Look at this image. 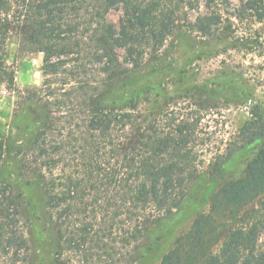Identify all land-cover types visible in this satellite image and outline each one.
<instances>
[{
	"label": "trees",
	"instance_id": "obj_1",
	"mask_svg": "<svg viewBox=\"0 0 264 264\" xmlns=\"http://www.w3.org/2000/svg\"><path fill=\"white\" fill-rule=\"evenodd\" d=\"M226 1L206 0L211 11L194 27L213 36L223 19L215 7ZM198 2L0 0V84L19 91L23 107L11 131L30 135L24 149L0 128V166L17 148L15 156L36 162L44 178L42 213L30 181L23 188L0 179V264H36L37 228L55 264H134L151 226L186 208L202 172L198 121L175 114L166 95L152 101L160 95L153 87L127 88L126 80L148 66V54L150 67L166 63L179 12ZM112 8L122 11L119 29L108 19ZM244 10L264 19V0H247ZM11 34L20 51L43 53L40 87H16L17 69L7 61ZM256 116L242 127L239 146L259 143L256 153L219 185L209 210L196 214L159 264H264V217L252 207L264 197V118ZM237 150L216 153L212 173L222 175Z\"/></svg>",
	"mask_w": 264,
	"mask_h": 264
},
{
	"label": "rangeland",
	"instance_id": "obj_2",
	"mask_svg": "<svg viewBox=\"0 0 264 264\" xmlns=\"http://www.w3.org/2000/svg\"><path fill=\"white\" fill-rule=\"evenodd\" d=\"M246 1L227 0L215 7L223 19L215 26L213 36H206L194 27L198 16H207L211 11L206 0H199L193 8H186V14L180 11L179 29L164 47L167 50L166 63L157 68L150 67L152 63L149 64L148 54V66L144 65L130 79L133 83L129 78L126 80L127 88L143 84L153 87V93L160 95H152V101L155 98L162 101V96L166 95L165 102H170L166 104L175 109V114L198 121L197 149L203 154L201 176L192 188L186 208L172 218H164L151 226L141 245L143 257L134 264H159L163 255L173 247L175 238L188 229L196 214L209 210L211 195L219 185L228 178L238 177L257 151L259 143L239 148L244 124L256 119L257 113L264 118V19H256L251 12L244 10ZM108 19L119 29L121 9H110ZM119 55L127 63L123 49H119ZM7 56V61L17 69L16 87L24 90L42 85V52L20 51L17 36L11 34ZM19 100V91L8 90L0 84V128L7 131L13 145L24 144L23 148L27 149L29 132L23 127L11 131L16 120L15 113L22 112L23 107H18ZM250 100V111L245 112L243 105ZM157 103L155 101V105ZM20 125L24 126L25 122H20ZM235 148L238 150L232 158L223 163V174L212 173L210 164L213 156ZM16 149L11 155L4 156L0 179L15 178L23 188H29L27 182L30 181L36 195L37 210L42 213L44 205L38 202L42 193L38 182L43 178L39 176L40 169L27 156H15L18 155ZM252 207L257 210L256 214L264 217V197L256 200ZM44 237L42 228H37L32 241L37 258L35 263L55 264L53 254L44 245ZM260 238V247L264 249V231Z\"/></svg>",
	"mask_w": 264,
	"mask_h": 264
},
{
	"label": "built area",
	"instance_id": "obj_3",
	"mask_svg": "<svg viewBox=\"0 0 264 264\" xmlns=\"http://www.w3.org/2000/svg\"><path fill=\"white\" fill-rule=\"evenodd\" d=\"M251 106H252V100H250L249 102H246V103L243 105V110H244L245 112H249Z\"/></svg>",
	"mask_w": 264,
	"mask_h": 264
}]
</instances>
